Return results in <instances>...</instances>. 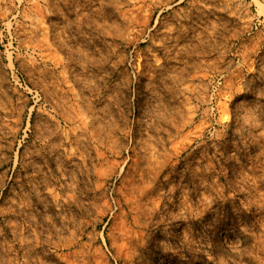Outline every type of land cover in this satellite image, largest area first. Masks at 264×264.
I'll list each match as a JSON object with an SVG mask.
<instances>
[{
	"label": "rangeland",
	"instance_id": "1",
	"mask_svg": "<svg viewBox=\"0 0 264 264\" xmlns=\"http://www.w3.org/2000/svg\"><path fill=\"white\" fill-rule=\"evenodd\" d=\"M264 264V11L0 0V264Z\"/></svg>",
	"mask_w": 264,
	"mask_h": 264
},
{
	"label": "bare ground",
	"instance_id": "2",
	"mask_svg": "<svg viewBox=\"0 0 264 264\" xmlns=\"http://www.w3.org/2000/svg\"><path fill=\"white\" fill-rule=\"evenodd\" d=\"M254 5L260 10V11H264V0H251ZM154 264H164V258L162 256H159Z\"/></svg>",
	"mask_w": 264,
	"mask_h": 264
}]
</instances>
